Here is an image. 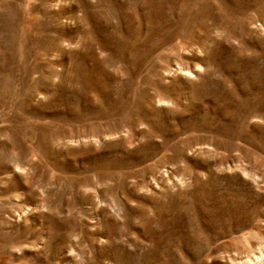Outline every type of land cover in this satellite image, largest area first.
<instances>
[{
  "label": "rangeland",
  "instance_id": "1",
  "mask_svg": "<svg viewBox=\"0 0 264 264\" xmlns=\"http://www.w3.org/2000/svg\"><path fill=\"white\" fill-rule=\"evenodd\" d=\"M0 264H264V0H0Z\"/></svg>",
  "mask_w": 264,
  "mask_h": 264
}]
</instances>
